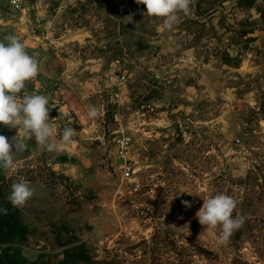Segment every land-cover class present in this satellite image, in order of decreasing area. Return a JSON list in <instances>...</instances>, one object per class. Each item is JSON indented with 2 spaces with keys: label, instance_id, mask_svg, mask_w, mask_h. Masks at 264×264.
Listing matches in <instances>:
<instances>
[{
  "label": "rangeland",
  "instance_id": "rangeland-1",
  "mask_svg": "<svg viewBox=\"0 0 264 264\" xmlns=\"http://www.w3.org/2000/svg\"><path fill=\"white\" fill-rule=\"evenodd\" d=\"M146 11L135 0H0V42L15 35L38 59L23 92L49 98L58 145L0 124L24 144L17 170L0 168L1 264H264V0H196L171 30ZM64 127L76 133L67 145ZM21 180L35 191L14 208ZM218 193L245 217L227 245L196 217Z\"/></svg>",
  "mask_w": 264,
  "mask_h": 264
},
{
  "label": "clouds",
  "instance_id": "clouds-1",
  "mask_svg": "<svg viewBox=\"0 0 264 264\" xmlns=\"http://www.w3.org/2000/svg\"><path fill=\"white\" fill-rule=\"evenodd\" d=\"M136 4L146 6V13L155 18H162V27L171 30L180 22L181 14L193 17L196 0H135ZM131 19V17H129ZM7 43L0 42V124L22 129L24 135L35 140L37 146L48 152L57 150V142L51 139L56 129L49 119V98L46 95L23 92L26 82L37 77L40 69L38 59L29 55L25 45L15 35L5 37ZM22 94V95H21ZM89 119L98 116L93 106L87 111ZM75 129L64 127L60 132V143L70 144L75 136ZM24 144L16 137L10 143L0 135V168L14 173L17 170L14 152H22ZM34 189L25 181L11 185L8 201L14 208H22L33 197ZM189 195H198L187 192ZM186 208L188 201H182ZM237 202L226 193H218L203 200V205L196 213L198 222L206 229H220L219 243L227 245L235 231L245 222V217L233 216ZM8 209L0 207V214L7 215Z\"/></svg>",
  "mask_w": 264,
  "mask_h": 264
},
{
  "label": "built area",
  "instance_id": "built-area-1",
  "mask_svg": "<svg viewBox=\"0 0 264 264\" xmlns=\"http://www.w3.org/2000/svg\"><path fill=\"white\" fill-rule=\"evenodd\" d=\"M121 65V60L120 59H117L115 62H114V69H112V77H116L119 81L122 82V84L126 83L127 82V76L125 74V72H121L119 73L118 72V68L120 67ZM131 137L129 136H124L121 140H120V143H119V158H124L125 159V165L123 166V176L126 178V179H129L132 177L133 175V168L131 166V164L129 163L128 161V154L130 153V149H131Z\"/></svg>",
  "mask_w": 264,
  "mask_h": 264
},
{
  "label": "water",
  "instance_id": "water-1",
  "mask_svg": "<svg viewBox=\"0 0 264 264\" xmlns=\"http://www.w3.org/2000/svg\"><path fill=\"white\" fill-rule=\"evenodd\" d=\"M120 164H121V165L125 164V159H124V158H121V159H120Z\"/></svg>",
  "mask_w": 264,
  "mask_h": 264
},
{
  "label": "trees",
  "instance_id": "trees-1",
  "mask_svg": "<svg viewBox=\"0 0 264 264\" xmlns=\"http://www.w3.org/2000/svg\"><path fill=\"white\" fill-rule=\"evenodd\" d=\"M0 228H1V216H0ZM0 239H1V230H0ZM0 264H1V256H0Z\"/></svg>",
  "mask_w": 264,
  "mask_h": 264
}]
</instances>
